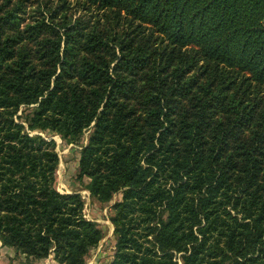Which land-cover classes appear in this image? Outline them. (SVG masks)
<instances>
[{
    "label": "trees",
    "instance_id": "obj_1",
    "mask_svg": "<svg viewBox=\"0 0 264 264\" xmlns=\"http://www.w3.org/2000/svg\"><path fill=\"white\" fill-rule=\"evenodd\" d=\"M32 1L0 0L2 247L86 264L104 232L33 133L89 131L109 264H264V0Z\"/></svg>",
    "mask_w": 264,
    "mask_h": 264
},
{
    "label": "rangeland",
    "instance_id": "obj_2",
    "mask_svg": "<svg viewBox=\"0 0 264 264\" xmlns=\"http://www.w3.org/2000/svg\"><path fill=\"white\" fill-rule=\"evenodd\" d=\"M57 2L48 0H33L29 4V12H37L41 9L46 13L47 8L56 7ZM82 12H78L75 18L80 17ZM24 110V108H23ZM22 114V112L20 113ZM90 132L87 131L81 138L79 143H67L60 136L53 133L34 132L33 135L41 136L47 140H54L56 142V152L59 156V167L57 171V189L61 194L73 195L81 194L84 201V217L89 221L95 223L103 232L104 239L99 246L93 249L86 259V264H109L115 252V236L114 226L112 223V216L114 211L112 206L115 202L121 200V195L114 198L113 204H102L91 196V193L85 189L89 184L88 179L82 182L77 180L79 173L80 151L82 146L88 142ZM0 264H58L54 257L51 256L46 260L33 261L26 257H16V255L2 247L0 241Z\"/></svg>",
    "mask_w": 264,
    "mask_h": 264
},
{
    "label": "water",
    "instance_id": "obj_3",
    "mask_svg": "<svg viewBox=\"0 0 264 264\" xmlns=\"http://www.w3.org/2000/svg\"><path fill=\"white\" fill-rule=\"evenodd\" d=\"M53 140V139H52Z\"/></svg>",
    "mask_w": 264,
    "mask_h": 264
}]
</instances>
